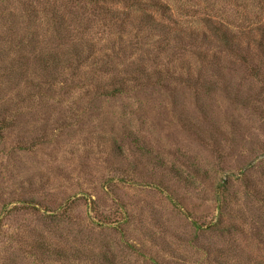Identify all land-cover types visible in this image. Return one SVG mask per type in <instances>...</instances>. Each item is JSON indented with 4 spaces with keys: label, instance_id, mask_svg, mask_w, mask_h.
I'll use <instances>...</instances> for the list:
<instances>
[{
    "label": "rangeland",
    "instance_id": "1",
    "mask_svg": "<svg viewBox=\"0 0 264 264\" xmlns=\"http://www.w3.org/2000/svg\"><path fill=\"white\" fill-rule=\"evenodd\" d=\"M0 264H264V0H0Z\"/></svg>",
    "mask_w": 264,
    "mask_h": 264
}]
</instances>
